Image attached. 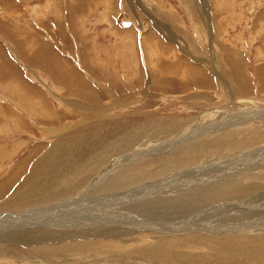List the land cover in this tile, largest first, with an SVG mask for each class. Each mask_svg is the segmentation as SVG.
<instances>
[{
	"label": "rangeland",
	"instance_id": "obj_1",
	"mask_svg": "<svg viewBox=\"0 0 264 264\" xmlns=\"http://www.w3.org/2000/svg\"><path fill=\"white\" fill-rule=\"evenodd\" d=\"M262 113L264 0H0V217L79 195L112 215L0 238V264H264ZM104 173L111 188L90 190ZM210 183L216 199L170 216L179 229L123 205Z\"/></svg>",
	"mask_w": 264,
	"mask_h": 264
},
{
	"label": "bare ground",
	"instance_id": "obj_2",
	"mask_svg": "<svg viewBox=\"0 0 264 264\" xmlns=\"http://www.w3.org/2000/svg\"><path fill=\"white\" fill-rule=\"evenodd\" d=\"M129 22H125V25H128ZM244 106V105H243ZM242 106V107H243ZM241 107V106H240ZM239 107V108H240ZM245 107V106H244ZM244 109V108H243ZM246 109V108H245ZM251 109V108H250ZM249 111V109H246ZM110 110L107 108V107H96L94 108L92 111H91V115L92 117L95 119H99V118H102L106 115H108ZM259 111V110H258ZM249 114V113H247ZM252 114V112H251ZM238 115L239 113L237 114V116L235 115V117L233 116V118H236L238 119ZM259 115V114H258ZM263 116V113L260 114ZM241 116V115H240ZM252 116V115H251ZM243 117V116H242ZM257 117V116H256ZM264 117V116H263ZM232 118V117H231ZM240 118V117H239ZM247 118V117H246ZM244 119V118H243ZM242 119V120H243ZM229 120V119H228ZM235 121V120H234ZM233 121V122H234ZM232 122V123H233ZM231 124V123H230ZM68 128V126H65L63 127L62 129H66ZM50 130L52 131H56L57 129L55 128H50ZM59 131V130H58ZM65 132V131H64ZM62 132V134L64 133ZM202 131H198V133H194L197 136H201V138H203L204 133H201ZM191 135V134H190ZM189 135V136H190ZM193 135V136H195ZM183 134L178 137V140H181L182 138L184 139V137H182ZM188 136V137H189ZM186 138V137H185ZM177 140V141H178ZM188 147H190V151H192L194 149V145H187ZM255 152V151H254ZM250 153V152H249ZM248 153V154H249ZM256 153V152H255ZM247 154V155H248ZM253 154V151L252 153ZM199 156V155H198ZM167 157V156H166ZM256 157V156H255ZM133 158V157H132ZM138 158V157H137ZM137 158H133V160L137 159ZM191 159V158H190ZM135 162V161H133ZM154 162H157L156 164ZM153 162V166H155V170L153 171H157V172H161L163 171L164 167L163 165L161 164L162 162L165 163L164 159H162L161 161H157V160H154ZM261 162V160L259 161ZM117 163V164H116ZM115 165H117V168L120 167V162H116ZM139 162H135V163H132V165H129L127 166L123 172H120L119 174H115L117 175L118 178H121V176L127 178V180L130 181V179H132V177L130 176L128 178L127 176V173H130L131 172V168L133 166H136ZM169 164H171L170 162H168ZM264 163V162H263ZM239 164V163H238ZM166 165V164H165ZM113 166V165H112ZM141 166V165H140ZM173 166H175L173 164ZM256 167V166H255ZM166 168V167H165ZM76 169V168H75ZM148 170V169H147ZM107 171V170H106ZM137 171V169H136ZM152 171V172H153ZM135 172V171H134ZM101 173V172H100ZM106 173V172H105ZM103 176H100L98 177L97 179L93 180L90 185H89V189L90 190H93L95 187H98L97 189H102V188H107V189H110L111 185L109 186V184L107 183V181L104 183V179H105V174ZM77 174V173H76ZM79 174V173H78ZM145 174V173H144ZM101 175V174H100ZM187 175V174H186ZM185 175V176H186ZM188 176V175H187ZM195 178H196V175H194ZM141 178V176H140ZM189 178V177H188ZM200 178V177H199ZM192 179V178H190ZM186 181V180H185ZM199 181V180H198ZM241 181V180H240ZM112 182V181H111ZM110 182V183H111ZM166 182V181H165ZM181 182V180H180ZM184 182V181H183ZM103 183V184H102ZM121 183V182H120ZM168 183V182H167ZM228 183V182H227ZM230 183V182H229ZM192 184V183H191ZM195 184V183H194ZM202 184V183H200ZM216 184V183H215ZM215 184H209V185H204L205 187H203L202 189H198L196 191H189L188 189L186 188H180V189H177V190H173L171 187L170 189L171 192H165L164 194H161V193H158V194H153V195H149L148 197H145L147 196V193H145L143 196V198L141 197V199H137V198H134L135 200H132L130 202H127L126 204H123L124 206L126 207H130L132 210L136 211V212H139L140 213V216L144 215V216H147L148 217V220H147V223L149 224H152L153 225H156V226H160V227H163L164 229L166 230H170L169 228H173V227H177L178 229L183 226V224H179V225H173L172 222L169 220L170 219V216L174 213H178L179 215L182 214V212L184 213H187L186 210L188 208H193V207H199L198 205V202H202L206 199H209V200H214L216 199L215 197V190H216V186ZM28 185V184H27ZM168 186L170 185L167 184ZM220 185V183H219ZM218 185V186H219ZM29 186V185H28ZM117 186V185H116ZM156 186V185H155ZM167 186V188H168ZM197 186V185H196ZM202 186V185H201ZM226 186V185H225ZM48 187V186H47ZM223 187V185L221 186ZM162 188V187H161ZM177 188V187H176ZM190 188V187H189ZM192 188V187H191ZM230 188V187H229ZM51 189V188H50ZM219 189V188H218ZM29 190H32L31 188ZM44 190V189H43ZM46 190V189H45ZM59 190V189H58ZM222 190V189H221ZM50 191V190H49ZM48 190H46V192H49ZM85 191V190H83ZM94 191V190H93ZM227 190H225L226 192ZM36 192V191H35ZM40 192V191H39ZM31 192L27 193V194H24L26 198H28V194H30ZM136 193V192H135ZM246 193V192H245ZM61 193H57L56 195H60ZM257 194V193H256ZM34 195V194H33ZM41 195V194H40ZM48 196H54L53 193H47ZM243 195V194H242ZM15 196L19 197L20 196V193L16 194ZM14 196V197H15ZM35 196V195H34ZM38 196V194L36 195V197ZM44 196V195H43ZM70 196V195H69ZM107 195H104L105 198ZM128 196V194L126 195ZM131 196V194H130ZM240 195H237V197H239ZM244 196V195H243ZM243 196H241L240 198H243ZM252 196L253 195H250L248 194L247 198H245V200H243V202H251L252 201ZM255 196V195H254ZM259 196V195H258ZM16 197V198H17ZM55 197V196H54ZM104 197H95L93 198L92 200H87L86 198H81V195L79 196H73V197H69L70 199L69 200H66V201H62V202H57V203H54V205L52 206L51 205H48L47 207H41V208H38V209H35V210H32V211H28L24 214H15L14 216H8V217H0V238L2 240H17L19 242H24V243H31V242H37L36 240L41 238V237H38L40 234H42L43 232L45 233V235L48 237H53L56 233L57 230H60L64 236L65 234L67 233H71V231H68V230H64V227L65 229H73V228H82V227H87L91 224H93L92 222H94V220L91 218V217H97L98 219H101L102 217L103 218H107L109 219L110 216H112L109 212H111V210L109 209V205L108 203H106V200L108 199H104ZM218 197V196H217ZM122 198V196H121ZM259 198V197H258ZM262 199V198H260ZM264 199V198H263ZM126 200V199H125ZM238 200V199H236ZM254 200V199H253ZM255 201V200H254ZM225 202V201H224ZM223 202V203H224ZM239 202V201H238ZM197 203V204H196ZM235 203V202H234ZM203 204V203H202ZM241 204V203H240ZM246 204V203H245ZM248 204V203H247ZM246 204V205H247ZM104 205V207L102 206ZM207 205V204H206ZM223 204H221L222 206ZM122 206V205H120ZM228 206H231V205H228ZM217 207V206H216ZM244 207V205H243ZM252 207V206H250ZM121 208V207H120ZM224 208V207H223ZM242 208V207H240ZM246 208V207H245ZM248 208V207H247ZM110 210V211H103L104 213L103 214H97V212L95 211L93 213L92 216L90 217H83V216H79L81 215V213H84V212H90V211H94V210ZM221 209V208H220ZM243 209V208H242ZM255 209H261L259 206H257V208H254ZM232 210V209H231ZM244 210V209H243ZM242 210V212H243ZM264 210V208H263ZM182 211V212H180ZM225 211V210H224ZM229 211V209H228ZM227 211V213H228ZM101 212V211H100ZM191 212V211H190ZM188 212V213H190ZM233 212V211H232ZM254 212V211H252ZM102 213V212H101ZM183 213V214H184ZM235 213V212H234ZM250 213V212H249ZM66 214V215H65ZM138 214V213H137ZM136 214V215H137ZM177 214V216H178ZM182 214V215H183ZM202 214V213H201ZM205 214V213H204ZM239 214H240V211H239ZM255 214V213H254ZM69 215V216H67ZM123 216V215H121ZM132 216V215H131ZM130 216V217H131ZM135 216V215H134ZM139 215H137L138 217ZM201 216V215H200ZM217 216V215H216ZM236 216V215H235ZM255 216V215H254ZM133 217V216H132ZM143 217V216H142ZM114 219H117L119 221H121L119 224L121 223H126V222H130L131 223V218L130 220H128L126 217L124 219L123 217V221L120 219V218H115L113 217ZM215 218V216H214ZM217 219V218H216ZM103 220V219H102ZM110 220V219H109ZM209 220V219H208ZM104 221V220H103ZM178 221V220H177ZM140 222V221H139ZM174 223V222H173ZM110 224L107 223V226L106 228L104 227L103 229H99L97 230V235H102V234H107V235H115L117 234V229H115L114 226L112 225H108ZM200 224V223H199ZM205 224H207L205 222ZM136 225V224H135ZM138 225V224H137ZM145 225V224H144ZM152 225V226H153ZM185 225V224H184ZM103 226V225H102ZM200 226V225H199ZM215 226V225H214ZM214 229H217V230H220L216 227H214ZM147 227V226H146ZM149 227V226H148ZM88 228V227H87ZM157 228V227H156ZM199 228H202V227H199ZM235 228V227H234ZM142 229V228H141ZM161 229V228H160ZM176 229V228H174ZM207 229H209L207 227ZM229 229H232L229 228ZM76 230V229H74ZM93 229H88V231L85 232V234H92L93 235V232H92ZM234 230V229H233ZM79 231V230H78ZM115 231V232H114ZM99 232H103V233H100ZM75 234V233H73ZM61 235V233H60ZM224 243V242H223ZM150 244V243H149ZM221 244V243H220ZM152 245V244H151ZM106 246H104L103 248H105ZM123 248V247H122ZM264 248V247H263ZM84 249H79L80 252H84L82 251ZM234 250V249H233ZM235 251V250H234ZM132 252V251H131ZM232 252V251H231Z\"/></svg>",
	"mask_w": 264,
	"mask_h": 264
},
{
	"label": "crops",
	"instance_id": "obj_3",
	"mask_svg": "<svg viewBox=\"0 0 264 264\" xmlns=\"http://www.w3.org/2000/svg\"><path fill=\"white\" fill-rule=\"evenodd\" d=\"M78 95H81V94H78Z\"/></svg>",
	"mask_w": 264,
	"mask_h": 264
}]
</instances>
